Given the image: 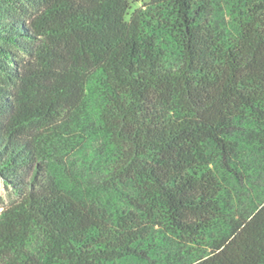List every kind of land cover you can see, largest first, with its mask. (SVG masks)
<instances>
[{
  "label": "trees",
  "instance_id": "obj_1",
  "mask_svg": "<svg viewBox=\"0 0 264 264\" xmlns=\"http://www.w3.org/2000/svg\"><path fill=\"white\" fill-rule=\"evenodd\" d=\"M0 0V264H264V0Z\"/></svg>",
  "mask_w": 264,
  "mask_h": 264
},
{
  "label": "rangeland",
  "instance_id": "obj_2",
  "mask_svg": "<svg viewBox=\"0 0 264 264\" xmlns=\"http://www.w3.org/2000/svg\"><path fill=\"white\" fill-rule=\"evenodd\" d=\"M147 1L149 0H135V3L133 4V8L139 7ZM16 197L17 195L14 192V189L12 187L7 188L3 180L0 179V210L5 205L9 204Z\"/></svg>",
  "mask_w": 264,
  "mask_h": 264
}]
</instances>
